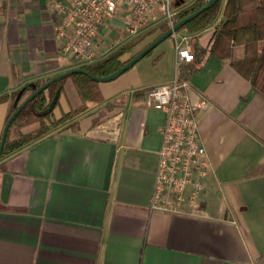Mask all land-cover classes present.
Masks as SVG:
<instances>
[{"label": "crops", "instance_id": "obj_1", "mask_svg": "<svg viewBox=\"0 0 264 264\" xmlns=\"http://www.w3.org/2000/svg\"><path fill=\"white\" fill-rule=\"evenodd\" d=\"M112 23L104 56L119 44L107 37L123 32ZM56 24L49 0L0 6V96L78 68L60 52ZM212 34L197 35V45ZM154 63L153 77L133 68L98 83L104 102L127 95L115 117L92 126L102 105L88 104L78 133L53 130L0 160V264H264V97L228 61L177 65L174 51L160 50ZM174 75L188 81L192 103L207 101L196 113L208 171L194 216L149 209L164 115L133 97ZM61 88L56 118L81 104ZM8 106L0 104V137Z\"/></svg>", "mask_w": 264, "mask_h": 264}, {"label": "built area", "instance_id": "obj_2", "mask_svg": "<svg viewBox=\"0 0 264 264\" xmlns=\"http://www.w3.org/2000/svg\"><path fill=\"white\" fill-rule=\"evenodd\" d=\"M6 0H0V6ZM195 0H49L57 17L56 39L60 52L77 66L99 61L108 50L100 34L105 20L119 21L123 33L135 37L158 11L169 28L180 9ZM176 4H179L176 6ZM179 7V8H178ZM121 11L123 19L118 17ZM176 64L190 63L193 54L189 37H171ZM189 83L177 75L166 83L151 87L145 94L146 108L161 112L160 147L154 173L149 209L169 215L194 216L200 208V196L207 176L208 160L199 141L196 113L207 105L201 98L196 104L188 97Z\"/></svg>", "mask_w": 264, "mask_h": 264}, {"label": "trees", "instance_id": "obj_3", "mask_svg": "<svg viewBox=\"0 0 264 264\" xmlns=\"http://www.w3.org/2000/svg\"><path fill=\"white\" fill-rule=\"evenodd\" d=\"M207 1L195 0L180 8L174 17V24L201 9ZM208 28H213V34L207 47L203 49L197 45L195 39ZM168 29L169 25L162 20L149 28L145 27L135 37H128L123 33L128 39L121 46L97 62L77 67L95 77L108 76ZM180 31L190 36L193 61L202 60L204 57L228 61L230 67L264 97V0H217L211 8L199 14L176 33ZM149 39L150 42L142 45ZM69 77L80 98V106L56 118L53 113L58 104L56 102L51 112L39 115L47 108L55 93L60 92L65 78L44 89L26 104L11 122L0 160L17 153L53 130L60 128V131L78 133L80 125L75 119L89 111L88 104L102 105L90 113L92 126L99 125L123 111L127 95L104 102L98 90V83L83 74H73ZM178 77L186 80L183 76ZM49 79L51 78L26 84L20 90L1 95L0 104L8 102L9 105L6 121L35 89ZM145 94L146 92L141 90L135 92L133 97L135 100L144 101Z\"/></svg>", "mask_w": 264, "mask_h": 264}, {"label": "water", "instance_id": "obj_4", "mask_svg": "<svg viewBox=\"0 0 264 264\" xmlns=\"http://www.w3.org/2000/svg\"><path fill=\"white\" fill-rule=\"evenodd\" d=\"M217 0H208L201 9L198 11L190 14L189 16L185 17L184 19L180 20L179 22L175 23L172 27H170L166 32L162 33L158 37H156L152 42H150L148 45H146L140 52H138L133 58H131L126 64H124L120 69L115 71L114 73L105 76V77H95L87 72L83 71L80 68H75L72 70H69L67 72H64L62 74H59L49 80H47L44 84H42L39 88L35 89L17 108L16 110L11 114V116L7 119V121L4 124L1 137H0V154L5 142L7 130L9 126L11 125V122L15 118V116L25 107L26 104H28L35 96L40 94L44 89L52 85L53 83H56L64 78H67L73 74H83L87 76L91 81L96 83H107L110 81H113L120 77L123 73L128 71L131 67H133L138 61H140L143 57H145L147 54H149L153 49H155L159 44L167 40L168 38L172 37L174 33H176L178 30H180L185 24L190 22L192 19L197 17L199 14L204 12L205 10L211 8ZM179 4H176L178 6ZM59 93L56 92L53 99L47 106V108L41 112L39 115H45L48 114L53 110V108L56 105L57 99H58ZM19 97V96H18Z\"/></svg>", "mask_w": 264, "mask_h": 264}, {"label": "rangeland", "instance_id": "obj_5", "mask_svg": "<svg viewBox=\"0 0 264 264\" xmlns=\"http://www.w3.org/2000/svg\"><path fill=\"white\" fill-rule=\"evenodd\" d=\"M118 14L120 15L121 11H119ZM161 16L162 15H160L158 11L153 12V14L151 15V17L149 19V23H154L155 21L159 20ZM121 18L123 19V14H122ZM105 25H107L108 27L109 26L110 27L114 26V24L111 22V20H108V19L105 20ZM150 26H152V25L147 24L146 27L149 28ZM106 30H107L106 27H102L100 29L101 36L105 35V33H106L105 31ZM184 34H185L184 31L178 32L177 33V38L180 39ZM107 38L110 39V41H112L113 39L116 38V44L117 43H119V44H118L117 47H115V49L118 48L119 46H121L126 41V39H128V37L125 38V36H123V32L122 31H121V33H118V34L112 33V35H109V37H107ZM147 41L143 42L142 45H144ZM169 42H170L169 39H167L164 42H162L161 44H159L155 49H153L149 54H147L140 61H138L128 71H130L131 69L135 68V69L139 70V72L141 73L142 76H146V77L147 76L153 77L154 75L159 73L160 71H159L158 67L155 66L154 58L156 57L158 51H160V50L164 51V54H168L170 56L173 54V51L175 52L174 46H172ZM115 49H113V50H115ZM164 60H165V58H164ZM128 71L123 73L121 76L126 74ZM117 79H115V80H117ZM115 80L107 82V83H100V86L106 87L108 84H112ZM64 82H65V85H67V88L69 89L70 100L72 98H76V100H78L76 92H75V90H74V88H73V86L71 84V78L70 77L65 78Z\"/></svg>", "mask_w": 264, "mask_h": 264}]
</instances>
